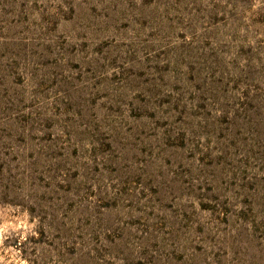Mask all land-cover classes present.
Returning <instances> with one entry per match:
<instances>
[{
  "label": "rangeland",
  "instance_id": "1",
  "mask_svg": "<svg viewBox=\"0 0 264 264\" xmlns=\"http://www.w3.org/2000/svg\"><path fill=\"white\" fill-rule=\"evenodd\" d=\"M0 264H264V0H0Z\"/></svg>",
  "mask_w": 264,
  "mask_h": 264
}]
</instances>
